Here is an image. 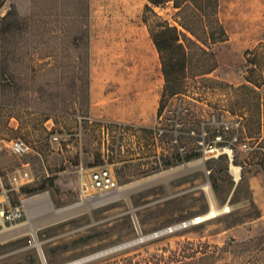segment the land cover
Instances as JSON below:
<instances>
[{"label": "rangeland", "instance_id": "1", "mask_svg": "<svg viewBox=\"0 0 264 264\" xmlns=\"http://www.w3.org/2000/svg\"><path fill=\"white\" fill-rule=\"evenodd\" d=\"M54 1L6 0L0 27L11 8L23 20L50 12L74 14L68 0L58 8ZM85 4L83 12L90 16L88 97L83 81H78L83 48L76 49L70 38H54L58 24L51 17H40L45 21L40 30L47 31L41 37L11 32L3 41L0 34V139H22L40 155L18 158L5 153L0 158L14 172L26 162L28 168L68 169L52 177V185L46 184L44 190L38 182L25 192L26 201L42 195L47 201H25L23 219L0 228V264H69L140 239L81 264L137 263L168 258L173 252L180 256L174 262L167 260L169 264H244L249 254L242 253L243 242L260 238L264 245V83L254 87L255 94L236 88L247 84L245 51L264 43V0H218V19L227 40L197 44L210 54L203 57L215 60V69L199 74L203 58L194 55L183 94L161 104L170 118L180 106L185 133L181 141L197 157L190 162L176 158L164 168L139 160V135L123 139L111 128L108 135L102 129L113 123L109 119L125 111L133 116L137 110L132 124L156 126L157 119L148 125L146 111L157 100L159 112L164 79L142 22L146 0H85ZM155 12L172 22L170 6ZM222 114L240 122L243 137L251 139L250 151L235 153L234 166L241 167L239 181L230 175L227 160H202L191 135L202 125L209 129L211 118L220 120ZM55 133L61 135L60 144L50 143ZM97 166H107L116 182L115 194L99 205L94 204L99 196L81 198L75 172ZM19 200L14 195L13 202ZM195 217L206 219L156 236Z\"/></svg>", "mask_w": 264, "mask_h": 264}, {"label": "trees", "instance_id": "2", "mask_svg": "<svg viewBox=\"0 0 264 264\" xmlns=\"http://www.w3.org/2000/svg\"><path fill=\"white\" fill-rule=\"evenodd\" d=\"M5 1L0 0V10ZM61 1L55 0L54 7H61ZM68 1L73 7L71 8L75 11L74 14L72 12H50L41 16L32 15V17L23 20L19 19L17 12L14 8H11L2 21L0 34L2 40L7 38L6 35L11 32L41 37L47 31L43 33V30H40V24L45 22L40 21V17H51L53 22L58 24V27L54 28V38H70L71 44L75 45L76 49L83 48V51L79 52L78 57V81H83L82 88H84V94L88 97L90 16L89 12H83L87 11L88 5L85 4V0ZM166 6H170L174 11L172 22L161 18L155 12V8H164ZM218 7V0H146L142 13V22L146 26L149 37L158 54L164 79L160 105L165 98L183 94L190 59L194 55H199L203 58V63L197 68L199 74L205 76L215 69V60L203 57L210 56V54L197 44L201 43L203 46L216 45L223 44L227 40L226 31L218 19ZM189 46H193V48ZM244 58L246 62L244 67L248 73L247 79H245L247 84L239 86L236 90L255 94L254 87L259 88L264 83V43H260L252 50L245 51ZM163 109V105H161L158 116ZM195 157L197 156L190 154L186 156L185 162H190ZM224 159L226 161V158L216 161ZM52 182L51 178H47L45 182H42L39 189L44 190L46 184L51 186ZM30 189L31 186H26L21 189V193L24 195L25 192H31ZM32 191L34 190L32 189ZM240 246L245 248L242 253L247 250L249 254L248 261L244 264H264V245L261 244L260 238L243 242ZM178 256L180 255L173 252L171 257L168 258L163 256L152 257L151 260H141L137 263L125 260L122 264H169L167 260L174 262L173 260H176Z\"/></svg>", "mask_w": 264, "mask_h": 264}, {"label": "built area", "instance_id": "3", "mask_svg": "<svg viewBox=\"0 0 264 264\" xmlns=\"http://www.w3.org/2000/svg\"><path fill=\"white\" fill-rule=\"evenodd\" d=\"M180 111L179 106L177 111H174L175 116L170 118L166 115L167 108H164L157 117L156 126L149 129L137 128V126L125 123L104 124L102 129L108 135L111 128L113 133L123 139L127 137L136 139V135H139L140 144L136 149V156L139 160L148 161L153 168H164L167 163L173 162L176 158L185 162L186 156L190 155L185 144L181 141V135H185V133L181 130L183 123L180 121ZM207 125L209 129L205 127L206 125H202L197 134L191 130V135L196 137V152L204 161L226 158L228 170L232 176L230 170L231 167H234L236 151H250L249 142L251 139L243 137L240 122H236L234 118L229 119L227 114H222L220 120L213 116ZM60 141L61 135L55 133L51 137L50 143L60 144ZM174 146L177 147L176 151L173 150ZM261 150L264 151V149ZM5 153L18 158L27 157L30 154L40 156L29 143L22 139H0V156ZM26 168L28 165L22 170L8 174L7 178L0 170V228L13 226L24 217V202L26 200L23 199L21 189L33 185L34 182L32 173ZM238 169L240 174L241 167L238 166ZM47 178H49L48 175ZM115 189L116 182L108 167L97 166L89 169V180L81 184L80 196L83 200L102 197ZM14 195L20 198L18 203L13 202ZM203 221V218L195 217L192 220L171 226L156 236L175 233L190 226L199 225Z\"/></svg>", "mask_w": 264, "mask_h": 264}, {"label": "crops", "instance_id": "4", "mask_svg": "<svg viewBox=\"0 0 264 264\" xmlns=\"http://www.w3.org/2000/svg\"><path fill=\"white\" fill-rule=\"evenodd\" d=\"M158 109H159V104H158L157 100L155 101L153 106L152 105L149 106L148 110L146 111V115H147V119H148V121H147L148 125H151L154 121H156V119L158 117ZM138 112L139 111L137 110L133 114V116H131L125 111L123 113V115H121L119 118L109 119L108 121H111L113 123H125V124L134 125L130 122V118H137L139 116ZM143 127H148V126H143ZM6 165H7V162L3 158H0V170H1L2 174L5 176V178H7L8 174L14 172V171H12L13 168H6L7 167ZM26 165H28V167H29L30 163L26 162V163L22 164V168H19L16 171L24 169V167ZM26 169H28L32 173L31 174L32 180H34L33 185H35L38 182H43V181L45 182L47 180V175L49 176V178H52L54 176L61 175V173H63V172L68 171V169H67L66 171L54 172L53 168H26ZM75 172L78 174V176H77L78 177V183H77L78 186L77 187L80 190L81 184L83 182H88V180H89V169L85 170L84 168H81V169L76 168ZM85 174H88V176H86Z\"/></svg>", "mask_w": 264, "mask_h": 264}, {"label": "bare ground", "instance_id": "5", "mask_svg": "<svg viewBox=\"0 0 264 264\" xmlns=\"http://www.w3.org/2000/svg\"><path fill=\"white\" fill-rule=\"evenodd\" d=\"M230 172H231L233 178L235 179V181H239V176L240 175H239L238 167H235V166L231 167ZM113 194H115V191H112L110 194H108L106 196L99 197L96 201H94V204H98L99 205L100 203L108 201L111 198V196H113ZM42 200L47 201V196L46 195H42V196H39V197H37L35 199H32L31 201H26L25 203L39 202V201H42ZM215 214L216 213L210 212L209 216L215 217L216 216ZM203 219H206V218H203Z\"/></svg>", "mask_w": 264, "mask_h": 264}, {"label": "water", "instance_id": "6", "mask_svg": "<svg viewBox=\"0 0 264 264\" xmlns=\"http://www.w3.org/2000/svg\"><path fill=\"white\" fill-rule=\"evenodd\" d=\"M142 240H143V239H140V240H138V241H135V242H132V243H128V244L123 245V246H120V247H118V248H115V249H112V250H109V251H106V252H103V253H100V254H97V255H94V256L88 257V258H84V259H81V260H77V261L72 262V263H69V264H79V263L81 264V263H84V262H86V261H90V259H93V258H95V257H98V256H101V255L107 254V253H109V252H112V251H115V250H118V249L124 248V247H126V246L132 245V244H134V243H136V242H139V241H142Z\"/></svg>", "mask_w": 264, "mask_h": 264}]
</instances>
